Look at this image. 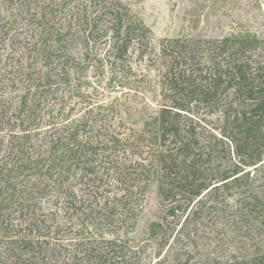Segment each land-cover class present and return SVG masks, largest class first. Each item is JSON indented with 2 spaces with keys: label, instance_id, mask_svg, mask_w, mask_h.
Returning <instances> with one entry per match:
<instances>
[{
  "label": "trees",
  "instance_id": "obj_1",
  "mask_svg": "<svg viewBox=\"0 0 264 264\" xmlns=\"http://www.w3.org/2000/svg\"><path fill=\"white\" fill-rule=\"evenodd\" d=\"M149 33L120 0H0V52L18 48L20 88L14 107L0 105V264H139L140 250L105 234L134 227L151 183L159 264L205 196L235 188L239 213L259 214L249 185L264 163V39H165L157 61ZM134 52L159 70L160 105L140 131L81 82L89 66L133 72ZM229 264H264V252Z\"/></svg>",
  "mask_w": 264,
  "mask_h": 264
},
{
  "label": "rangeland",
  "instance_id": "obj_2",
  "mask_svg": "<svg viewBox=\"0 0 264 264\" xmlns=\"http://www.w3.org/2000/svg\"><path fill=\"white\" fill-rule=\"evenodd\" d=\"M120 1L149 29L148 53L157 61L160 44L165 39L217 38L232 31H249L264 39V0ZM8 51L6 48L0 52V73L10 68L6 77L3 76L5 79L0 78L7 84L4 88L0 86V105L9 103L14 107L20 94L19 83L16 82L19 79V52L18 48ZM130 64L133 72L125 71L116 78H111L108 64L97 72L89 66L84 70L81 82L85 93L94 101L116 103L127 124L140 131L143 121L154 115L160 105L159 70L155 66L157 64L150 63L148 58L139 59L136 52L132 53ZM11 82H14L13 86ZM206 119L209 127L217 125L215 116ZM4 137L5 132L0 131V138ZM251 172L254 174L249 187H253L250 189L262 199L259 214L239 213L242 195L235 188L219 190L214 197L205 196L202 203L191 205L178 219L179 227L190 209L191 212L196 210L194 215L189 213L185 228H181L185 239L172 241L174 235H171L168 245L161 250L160 264H201L210 258L220 264H229L235 260L247 261L264 252V225L260 223L264 218V163ZM161 215L157 187L151 183L137 206L134 227L105 235L127 241L131 247L140 250L139 264H159L156 262L159 240L149 236V226L153 221H160ZM166 231L169 233L170 230ZM186 233H189L191 242L186 239ZM186 258L188 261L184 262Z\"/></svg>",
  "mask_w": 264,
  "mask_h": 264
}]
</instances>
